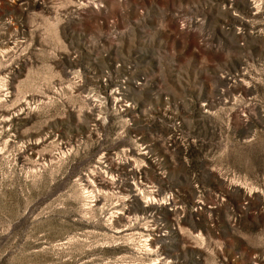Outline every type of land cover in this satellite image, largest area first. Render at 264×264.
<instances>
[{
	"label": "rangeland",
	"instance_id": "obj_1",
	"mask_svg": "<svg viewBox=\"0 0 264 264\" xmlns=\"http://www.w3.org/2000/svg\"><path fill=\"white\" fill-rule=\"evenodd\" d=\"M0 264H264V0H0Z\"/></svg>",
	"mask_w": 264,
	"mask_h": 264
}]
</instances>
